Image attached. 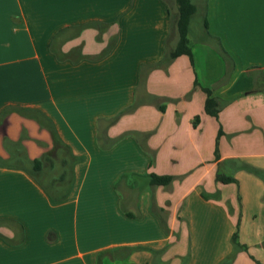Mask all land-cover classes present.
I'll list each match as a JSON object with an SVG mask.
<instances>
[{
  "label": "crops",
  "instance_id": "0c3cea01",
  "mask_svg": "<svg viewBox=\"0 0 264 264\" xmlns=\"http://www.w3.org/2000/svg\"><path fill=\"white\" fill-rule=\"evenodd\" d=\"M193 2L0 0V264H264V0Z\"/></svg>",
  "mask_w": 264,
  "mask_h": 264
},
{
  "label": "trees",
  "instance_id": "16d2710c",
  "mask_svg": "<svg viewBox=\"0 0 264 264\" xmlns=\"http://www.w3.org/2000/svg\"><path fill=\"white\" fill-rule=\"evenodd\" d=\"M177 7H178V21H177V28H178V42L176 45V48L174 50H171L166 55V59L168 61H171L172 59L180 56V55H188L191 59L192 64L194 63V55L192 51V45L189 41L188 34L190 30V22L191 18L196 12L197 8L194 4L193 0H176ZM110 48L107 49L106 52H108L113 44H110ZM197 83V81H196ZM203 90L207 93V99L205 102V110L208 114L217 116L218 113V107H217V101L214 97H212L211 90L209 88L203 87ZM52 137L54 141V150L51 152H47L42 156V158H38L34 160L35 168L36 170L40 169V166H43L45 162L50 163L53 165V163H56L54 161V158L57 156V158H61V163L66 165L74 164L77 161V158L73 157L70 152V148L64 144L60 138L58 137L57 133L55 132L54 128L52 127ZM58 150L57 155H55L56 151ZM63 154V155H61ZM69 171L64 170L61 173V181H65L68 176ZM218 179L222 180L223 182H230L234 179L226 176L218 175ZM171 182V177L167 175H157V174H151L150 175V183L152 185H163L167 186ZM232 244L234 249L245 247L240 244L238 241V233L235 232L232 236ZM101 260V259H100Z\"/></svg>",
  "mask_w": 264,
  "mask_h": 264
},
{
  "label": "rangeland",
  "instance_id": "374dc122",
  "mask_svg": "<svg viewBox=\"0 0 264 264\" xmlns=\"http://www.w3.org/2000/svg\"><path fill=\"white\" fill-rule=\"evenodd\" d=\"M169 1H172V0H169ZM175 13H177L176 12V10H175ZM199 23H200V19H199V17H198V15H195L194 16V18L191 20V22H190V28L192 27V31L190 30V33H191V35H192V33H195V30H196V28L198 29V27H199ZM138 182H141V186L142 187H145V186H147V183H146V179H144V177H142V178H140V179H138ZM119 190L121 191V188H119ZM123 193V192H122ZM124 195V194H123ZM124 200H125V195H124V198H123ZM123 250H120V253L118 254L119 256H120V254H123ZM124 255V254H123ZM105 258V257H108V254L106 253V252H104V253H102V254H100L99 256H98V259H101V258ZM126 258V257H125Z\"/></svg>",
  "mask_w": 264,
  "mask_h": 264
}]
</instances>
